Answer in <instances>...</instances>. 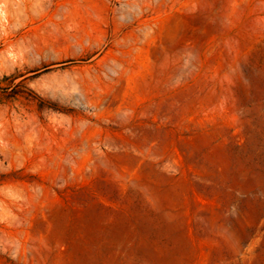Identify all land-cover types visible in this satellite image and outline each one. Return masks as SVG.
Wrapping results in <instances>:
<instances>
[{"label": "rangeland", "instance_id": "obj_1", "mask_svg": "<svg viewBox=\"0 0 264 264\" xmlns=\"http://www.w3.org/2000/svg\"><path fill=\"white\" fill-rule=\"evenodd\" d=\"M0 264H264V0H0Z\"/></svg>", "mask_w": 264, "mask_h": 264}]
</instances>
